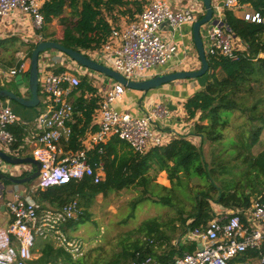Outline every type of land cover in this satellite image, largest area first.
Listing matches in <instances>:
<instances>
[{
    "label": "built area",
    "instance_id": "built-area-1",
    "mask_svg": "<svg viewBox=\"0 0 264 264\" xmlns=\"http://www.w3.org/2000/svg\"><path fill=\"white\" fill-rule=\"evenodd\" d=\"M238 1L222 0L221 4L214 6L212 19L218 21L207 24L206 33L202 31V39L206 38V56L232 58L245 49L242 40L230 31L225 22L219 24L220 20L224 21V10L237 6ZM41 4L42 0H0V26L7 18L18 14L29 16L34 28L41 29L44 23ZM242 17L258 23L264 21L258 12H245ZM196 19L191 8L175 10L164 0H150L125 26L111 27L106 41L90 57L126 79L136 80L146 71L167 64L177 52V44L161 35V23L168 22L173 28L171 32H174L180 25L193 23ZM112 40L118 41V45L113 46ZM28 68L29 63L19 61L9 74L15 75ZM81 70L66 66L57 72L48 65L39 69L41 109L36 117V131L21 138L31 146V156L41 164L33 186L35 190L85 177L94 183L100 182L105 173L104 146L113 136L126 142L138 154L168 142L165 134L154 127V121L165 118L167 110L157 107L141 116L115 110L112 103L123 98L126 87L113 80L109 85L96 86L94 93L84 92L86 99L97 98L94 109L97 127L78 139V149H68L66 146L73 132L76 110L71 96L80 90L79 75L94 79L101 74L86 67ZM17 122L18 117L11 108L0 105V145L5 148L11 149L18 140L9 129ZM5 164L8 162L0 157V171ZM5 205L12 219L6 227H0V264H39L35 262L39 256L34 251L37 237L72 255H83L85 244L80 239L69 238L63 230L69 220L82 212L77 198L57 208H41L31 197L15 195ZM189 242L196 243L193 251L177 254L167 262L136 252L131 264H264V251H261V246H264V195L256 197L247 208L215 211L204 226L189 228L176 240L177 245ZM251 250L259 253L243 258Z\"/></svg>",
    "mask_w": 264,
    "mask_h": 264
},
{
    "label": "trees",
    "instance_id": "trees-1",
    "mask_svg": "<svg viewBox=\"0 0 264 264\" xmlns=\"http://www.w3.org/2000/svg\"><path fill=\"white\" fill-rule=\"evenodd\" d=\"M240 1L249 3L254 12L264 17V0ZM130 3L135 4V1L42 0L40 11L44 23L37 32L40 36L38 40L57 41L67 48L90 56V52L99 50L110 35L111 19L114 20L113 10L121 9L120 7ZM54 19L58 21L55 33L47 30ZM224 22L230 31L242 40L245 49L232 58L208 55L205 85L187 97L183 104L187 118L191 119L199 113V121L194 123L193 129L199 142L196 144L185 135H177L161 146L152 147L146 153L138 154L127 149L129 146L126 142L113 136L104 146L103 179L94 183L85 177L79 181L36 189L33 196L41 208H57L73 198H78L79 204L89 207L96 195H107L110 191H119L131 186L141 188L140 200L155 194L153 189L148 188L152 185L153 188L158 186L164 192L157 194L158 199L154 201L179 206L177 211L181 213L182 205L176 202L178 194L187 197L191 191V210L187 218H181L184 225L181 231L183 234L189 228L204 226L214 216L215 211H219L215 209V205L219 206L220 210L235 211L249 207L256 197L264 195V149L255 155L252 153L253 146L257 144L264 130V111L256 110L257 104L250 106L246 104L247 97L255 89L254 84L259 83L264 77V21L258 23L245 20L243 17H237L232 10L225 9ZM10 40L0 38V49L6 47ZM35 45L34 42L30 43L29 57ZM64 69L55 68L57 72ZM25 75L28 77V70ZM80 80L78 89L82 93L96 92L91 83L92 78L81 75ZM4 87L6 86L0 85V88ZM40 91L38 84L39 96ZM15 92L19 94L16 90ZM96 100V97L77 100L76 109L82 112L83 117H79V121L84 120L85 124L90 122L91 114L97 107ZM256 101L263 100L258 97ZM234 110L249 111L248 129L238 131L234 138L226 142L225 132L230 123L229 115ZM77 125L78 123L73 125V132L66 146L68 149L76 150L80 147L78 136L84 132V128L78 129ZM9 129L18 139L11 147L14 148L20 141L21 130H14L11 126ZM206 143L218 145L217 149L211 152L210 162L204 157L203 147ZM119 147L122 149L120 154ZM150 171L154 173L165 171L171 185L167 187L158 184L155 178L149 175ZM194 179L199 180L200 184L188 188ZM85 211L67 223L81 222ZM189 219L190 222L186 224ZM174 221L170 219L168 222H161L156 217L142 220L129 234L135 233L145 238L144 240L137 238L124 245L121 255L123 259L131 264L136 252H139L141 256L151 255L161 262H167L168 256L174 253L193 251L196 243L178 245L177 248L170 245L165 252L167 255L157 253L156 249L170 241L164 228L174 231ZM39 251L40 255L36 260L39 264H74L69 252L54 247L50 241H43ZM261 251H264V246H261ZM258 253V250L247 251L243 258Z\"/></svg>",
    "mask_w": 264,
    "mask_h": 264
},
{
    "label": "crops",
    "instance_id": "crops-1",
    "mask_svg": "<svg viewBox=\"0 0 264 264\" xmlns=\"http://www.w3.org/2000/svg\"><path fill=\"white\" fill-rule=\"evenodd\" d=\"M134 1L135 4L130 3L127 6L120 7L121 9L113 10L114 20L111 19V27L120 28L125 26L128 22H130L140 13L139 8H141L142 11L144 7L150 2V0ZM164 1L170 8L175 10L187 8L193 9L196 18L202 16L205 12L202 0ZM211 2L214 8V6L221 4L222 0H211ZM229 10H232V12L237 17H242L245 12H254L252 6L249 3H244L240 0L238 1L237 6L230 8ZM191 27L192 23H184L178 28H176L174 32H171L168 28H162L161 35L165 40L173 41L177 44V52L173 56V58H171L167 62V64L160 66L157 69H150L146 71L139 77H136V80H143L161 73H169L179 70L198 69L200 67V61L193 43ZM207 27V25L203 26L202 30H206ZM33 35L34 38H32ZM36 35V28H34L29 16L15 14L7 18L5 22L0 26V38L11 39L6 47L0 49V85H5L6 87L4 88H7L13 92H15L16 90L19 95L26 98L30 97V93L27 87L28 85L25 83V72L27 70L15 75H10L9 71L7 70L12 67H16L19 61H25L29 63L28 60L25 58L28 54V47L26 48L24 46H20L22 48H15L14 46L18 41L17 36H19V38L23 39L24 41L29 40L31 43H37L40 40L36 39ZM30 38L32 39L30 40ZM21 39L19 40L22 42ZM112 41L113 46L118 45V41ZM203 44L204 46L206 45V38L204 37ZM94 53L95 51L90 52V55H93ZM12 56L15 57L16 63L14 65H10L12 61L5 63V59ZM45 65H48V68L50 69H55L57 67L66 68V66H69L80 71L83 68V66L76 65L67 55L57 50L44 51L39 55L38 68L40 69ZM112 81L113 80L111 78L107 79V77H104L103 74H99L94 79L92 78L91 83L96 88V86H99L101 84L109 85V83H112ZM206 81L207 75H203L201 77L193 79L174 80L148 91H140L126 88L123 98L113 102L112 106L117 111H127L128 113L134 116H141L147 112H150L154 108L161 107L167 110V115L165 118L156 119L154 121V127H156L160 132H163L165 134L167 141H170L177 135H185L193 143L197 144L199 142V138L193 133V129L194 123L199 121V113H197L195 117L191 119L187 118V114L184 110L183 104L186 98L192 95L195 91L201 89L205 85ZM84 92L82 93L81 90H78L75 94L71 96V99L73 100L76 108V102L79 98L86 99L83 95ZM169 104L171 108L168 106ZM0 105L8 106L18 117V122L12 124L11 127L14 130H21V138L24 134H30L36 131V117L41 109L40 104H38L36 108H31L22 106L8 98H0ZM81 114L82 112L77 109L74 112L73 125L78 123V129L84 128V132L78 136V139L83 137L84 134L94 131L97 127L96 118L94 116L95 111L92 112L91 120L88 124H85L84 120H78L79 117H81ZM203 122L206 123V120H204ZM21 138L18 145H16L14 148L9 149L5 148L3 145H0V149L13 156H31V146L25 144L21 140ZM127 149L131 148L127 147ZM118 150L119 154L122 153V149L120 147L118 148ZM32 168L33 165L28 162L21 163L18 165L8 163L5 164V166L2 168V172H5L9 175L12 174V176L22 177L26 174H29L32 171ZM154 174L159 175V180H157V183H160L164 186L167 185V175L165 171H160ZM35 184L36 179L23 184H7L4 181L0 182V227H6L12 219L11 213L5 205L6 201L12 199L15 195L31 197V195H29L28 190ZM83 209L84 211H87L89 207L82 208V211ZM215 209L221 211V208L217 205H215ZM73 228V223H66L63 227V230L65 231L67 236H69L68 232H70V230H72ZM81 241L83 242V240ZM191 243L194 242H189L187 244ZM173 246L175 248L178 247L176 242H174ZM167 249L168 248L163 245L158 248L157 253L167 255V253H165L167 252ZM37 252L38 253L36 254L39 256L40 251L37 250ZM177 254L179 253H174L173 255L168 256V260H171Z\"/></svg>",
    "mask_w": 264,
    "mask_h": 264
},
{
    "label": "rangeland",
    "instance_id": "rangeland-1",
    "mask_svg": "<svg viewBox=\"0 0 264 264\" xmlns=\"http://www.w3.org/2000/svg\"><path fill=\"white\" fill-rule=\"evenodd\" d=\"M57 27L58 21L54 19L48 25L47 30L55 33L57 31ZM39 30L36 29V34L39 32ZM39 37L40 36L37 34L36 39H39ZM32 38H34V35ZM32 38H30V40ZM17 39L18 41L16 42V45H14L15 48H22L20 46H24L26 48L28 47L29 49L31 43L29 40L24 41L23 39L19 38V36H17ZM19 39H21L22 42ZM8 58L5 59V63L10 61H12L10 65H14L16 63L15 57L12 56ZM25 58L30 64V57L28 54ZM81 75L82 74L80 73L79 76ZM104 77H107V79L109 78L106 75H104ZM25 83L28 85L27 76H25ZM254 86L255 89L252 94L247 97L246 104L248 106L257 104L256 110L264 111V77L259 83H255ZM258 97H260L263 101H256ZM37 106L31 108H36ZM248 113V110L244 112L239 110L232 111V113L229 115V127L225 132L226 142H228L231 138H234L238 131L242 129H248ZM217 146L218 145L216 143H206L204 145V157L207 162H210L212 155L211 152L216 150ZM262 149H264V130L261 132L260 139L257 144L253 146L252 153L255 155ZM149 175L155 178V182L159 180V175L154 174L153 171H150ZM166 179V186L169 187L171 184L167 177ZM199 184L200 181L194 179L192 182H190L188 188H192L193 186ZM148 188L153 189L155 194L140 200L139 196H141V188L136 186L124 188L119 191H110L107 195L98 194L94 197L89 209L85 211L86 214L83 220L77 224H74V228L68 232L69 238L80 239L85 243L83 255L76 256L71 254L74 264H128V261L124 260L121 256L124 245L131 243L137 238L140 240H144L145 238L143 235H137L135 233L129 234V232L136 228L142 220L150 217H156L161 222H168L170 219L175 220L174 231L164 228L170 238L168 244L165 245L166 248H170V245H174V242H176V240L179 238L180 234L182 233L181 231L184 228L181 218H187L186 216L191 210L192 202L190 201V195H192V192L189 191L187 197H182L178 194V201L176 202L181 204L183 208V211L180 213L177 211L179 206L164 205L163 203L154 201L158 199L157 194L164 193L158 186L153 188L151 185ZM34 191L35 189H33V187L28 190L29 195H31V199L38 202L33 196ZM80 205L82 206L81 208L85 207L82 204ZM188 222H190V219L186 221V224ZM43 241L45 240L40 237L36 238L34 245L35 253H38L37 250H40V245ZM36 244L38 245L36 246Z\"/></svg>",
    "mask_w": 264,
    "mask_h": 264
},
{
    "label": "water",
    "instance_id": "water-1",
    "mask_svg": "<svg viewBox=\"0 0 264 264\" xmlns=\"http://www.w3.org/2000/svg\"><path fill=\"white\" fill-rule=\"evenodd\" d=\"M204 5L205 12L202 16L197 18L191 27L193 43L195 49L197 51V55L200 61V67L196 70H179L169 73H161L156 74L150 78H146L143 80H128L124 76H122L119 72L113 70L109 66H106L90 56H87L85 53L81 51H77L73 48H67L60 44L57 41L53 40H40L36 43L35 47L31 51L30 54V64H29V75H28V90L30 93V97L26 98L15 92L7 89L0 88V98L6 97L14 102L26 106V107H34L39 104V95H38V76H39V68H38V59L39 55L50 49L57 50L67 55L71 60L75 61L78 65L86 67L90 70L99 72L111 78L112 80L118 81L122 83L128 89L140 90V91H148L153 88L160 87L163 84L169 83L174 80L179 79H193L198 78L203 75H206L208 70V62L207 56L204 50V44L202 39V31L206 33V30H202V27L211 23L215 24L218 19H212L213 16V6L211 0H202ZM224 23V21L219 22V24ZM160 28H168L170 31H173V28L169 26L168 22H163L160 25ZM170 107V104L168 105ZM171 108V107H170ZM0 157H2L6 162L10 164H21V163H31L33 165L32 171L29 174H26L22 177L12 176L5 172L0 171V182L1 181H9L13 184H23L32 180H35L40 173V162L36 158L32 156H13L3 150L0 149ZM200 248V244H198Z\"/></svg>",
    "mask_w": 264,
    "mask_h": 264
}]
</instances>
